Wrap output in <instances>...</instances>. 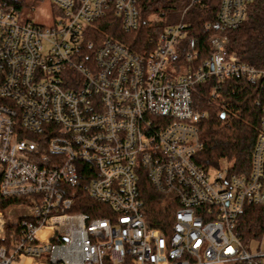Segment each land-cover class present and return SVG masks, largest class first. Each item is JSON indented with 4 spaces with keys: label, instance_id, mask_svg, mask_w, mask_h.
I'll use <instances>...</instances> for the list:
<instances>
[{
    "label": "built area",
    "instance_id": "obj_1",
    "mask_svg": "<svg viewBox=\"0 0 264 264\" xmlns=\"http://www.w3.org/2000/svg\"><path fill=\"white\" fill-rule=\"evenodd\" d=\"M206 1L189 0L141 52L90 33L107 13L111 27L135 30L136 0H50L51 26L20 24L0 4V198L25 200L0 211V264H264V227L245 245L237 225L245 206L264 205V69L227 53L224 34L208 38L207 55L194 48L184 19ZM216 1L225 33L252 0ZM237 78L259 85L261 114L250 170L238 175L226 159L196 163L208 111L194 98L213 79L211 105ZM141 176L176 205L165 232L145 220ZM78 191L108 215L71 212Z\"/></svg>",
    "mask_w": 264,
    "mask_h": 264
},
{
    "label": "trees",
    "instance_id": "obj_2",
    "mask_svg": "<svg viewBox=\"0 0 264 264\" xmlns=\"http://www.w3.org/2000/svg\"><path fill=\"white\" fill-rule=\"evenodd\" d=\"M1 3L13 7L20 13L28 7L26 0H0ZM188 3L189 0H136L138 22L135 30L123 33L116 26L111 27L107 21L112 18L107 13L104 18L95 22L96 27L91 28L90 33L97 38L99 35L110 37L133 52H141L148 48L146 40L155 38L165 26V21L159 20L163 18L160 15L182 11ZM217 8L216 0H208L204 8L195 5L187 10L184 21L190 35L196 41L194 48L202 50V53L207 55L208 38L224 34L229 39L227 53L235 54L241 63L264 69V0H252L246 6L244 21L236 29L225 33H220L215 26ZM152 17L157 20H152ZM205 24H209V27L206 28ZM212 81L213 79L196 86L198 91L194 94L201 110L208 111V118L199 125L202 148L196 153L195 161L200 166L208 167L217 165L220 159H226L230 173L246 174L250 170L251 153L261 118L255 105L260 87L244 78L226 80L220 84L219 97L213 104L208 105L207 97ZM221 104H227L228 108L237 114L221 118ZM138 190L144 204V217L148 226L165 232L176 205L167 207L165 196L158 194L145 176L140 177ZM24 201L22 198H0V211L5 213L10 207ZM70 211L82 212L89 217L108 215L106 207L94 202L81 191L77 192L76 204ZM10 225L6 220L5 233H8ZM237 225L245 245L260 237L264 227V205L245 206L238 217Z\"/></svg>",
    "mask_w": 264,
    "mask_h": 264
},
{
    "label": "rangeland",
    "instance_id": "obj_3",
    "mask_svg": "<svg viewBox=\"0 0 264 264\" xmlns=\"http://www.w3.org/2000/svg\"><path fill=\"white\" fill-rule=\"evenodd\" d=\"M28 7H26L19 17V23L23 24L27 21L37 25L51 26L52 25V14H54V8L52 7L50 0H26ZM180 12V11H179ZM179 12H174L170 16L167 15L165 18H159V20L165 21V26H171L178 22ZM156 21V18H151ZM7 212V211H6ZM6 215V213H5Z\"/></svg>",
    "mask_w": 264,
    "mask_h": 264
},
{
    "label": "water",
    "instance_id": "obj_4",
    "mask_svg": "<svg viewBox=\"0 0 264 264\" xmlns=\"http://www.w3.org/2000/svg\"><path fill=\"white\" fill-rule=\"evenodd\" d=\"M221 118H224V113H221Z\"/></svg>",
    "mask_w": 264,
    "mask_h": 264
}]
</instances>
